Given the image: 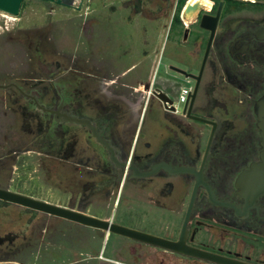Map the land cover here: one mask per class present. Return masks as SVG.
<instances>
[{"label":"flooded vegetation","instance_id":"1","mask_svg":"<svg viewBox=\"0 0 264 264\" xmlns=\"http://www.w3.org/2000/svg\"><path fill=\"white\" fill-rule=\"evenodd\" d=\"M206 1L212 3L210 9ZM46 2L51 8L58 5L75 14L77 51L58 47L45 33L44 42H26L28 48L34 44L37 56L28 58L24 75L0 74L1 80L7 79L0 81V98L18 116L0 142V188L100 217L98 206L114 210L128 183L145 186L157 179L155 223L162 222L168 230L161 227L152 233L178 240L196 175L176 172V168L201 170L203 182L220 202L210 200L204 184L197 186L185 243L246 264H264V195L247 199L236 185L239 174L261 159L255 104L264 97V1L254 0L249 15L242 17L233 13L243 8L226 14L222 9L206 62L211 76L205 86L201 79L191 110V115L217 122L202 169L212 125L182 113L183 106L177 111L166 109L153 94L155 89H164L175 105L173 94L179 86L174 76H160L152 83L149 80L144 93L143 89L129 91L127 68L115 73V62L101 53L102 47L111 45V36L96 33L95 27L114 34V18L121 13L116 11L115 0L107 4H101L104 0H98V4L95 0H74L70 6ZM122 2L121 6L127 7V0ZM177 3L160 0L158 6L162 17L168 19L172 14L169 28L173 32ZM203 3L188 24L186 38L184 28L181 31L182 44L202 45L205 40L206 46L209 31L199 27L198 19L206 11L214 13L216 6L213 0ZM120 15L127 27V10ZM95 34L101 37L100 42L94 41ZM67 35L75 37L68 31ZM124 35L127 38V32ZM201 91L204 97L198 100ZM153 98L162 107L167 135L160 137L155 149L146 142L147 151L139 153L137 147L146 135L143 127L150 119ZM238 110L244 116L239 126L230 116L237 115ZM193 124L209 128L202 153L203 130ZM156 163L163 165L148 176L138 175L133 169L145 171ZM182 203L185 207L176 216L174 212L180 211ZM100 218L123 224L114 212ZM114 235L119 234L0 198V264H112ZM159 248L164 254L156 264H217ZM139 257L144 258L140 264L153 263L145 255Z\"/></svg>","mask_w":264,"mask_h":264},{"label":"rangeland","instance_id":"2","mask_svg":"<svg viewBox=\"0 0 264 264\" xmlns=\"http://www.w3.org/2000/svg\"><path fill=\"white\" fill-rule=\"evenodd\" d=\"M95 1H97L95 4L99 3L98 0ZM104 1L105 2L101 4H107L110 0ZM247 1L253 2L252 0ZM115 4L116 11L123 13L124 9L127 10V27L126 24L120 21L121 18L119 16H121V13H116L114 18V34L112 32L108 33L106 29L99 28L98 26L95 27L96 33L104 32L106 37L108 35L111 36L109 41L111 45L108 47L104 46L105 48L102 47L100 50L101 53H103L106 58H111L115 62V73L127 68V89L129 91L143 89L144 93V85L149 80L152 83V81L159 80L160 76H166L167 78L174 76V80L178 82L179 87L177 92L173 94V98L177 99L180 87L186 83L194 85V80L179 75L169 69V66L174 65L197 73L204 53L205 40L202 45H200L199 42L190 45L188 43L182 44L180 42V31H170L169 25L172 14L168 19H166L167 17H162V13L158 7L160 5V0H127V7L121 6V4H123L122 0H115ZM184 5L186 6V4ZM185 6L183 8H185ZM242 8L243 10L234 11L233 15L238 17L246 16L249 15L250 10H252L250 4H244L243 7L239 9ZM66 10V8L58 5H53L51 8L50 3L45 0H24L18 15H11L0 11V74L4 75L9 73L10 76L24 75L25 70H28L27 65L30 62L28 58L31 57L34 59V57L37 56L34 51V44L31 45V48H28L26 42H35L36 40L44 42L45 39L43 35L45 33H47L51 41L56 43L58 47L65 48L66 46L71 51L75 52L78 46L76 45L78 39L75 35L77 21L76 18H73L75 14H73V12L70 13L72 10L68 9L67 12ZM195 11L189 14L187 18V20L189 19L188 22L193 20L197 13V9ZM196 26L197 25L194 24V28H196ZM67 31L70 35L73 34L75 37H68ZM124 32H127V38ZM94 41L100 42L101 37L95 34ZM126 48L127 52L125 50ZM156 48L160 58L156 55L157 53L153 51ZM210 76V69L208 65H206L202 78L204 86L207 80L210 79ZM3 80L7 81V79ZM3 80L0 79V81ZM203 92L201 91L199 93L197 97L198 100H202L204 97ZM132 94L138 97L140 96L139 92H136V94L132 92ZM151 102L152 109L149 114L150 119L143 127V131L146 135L139 141L137 147L139 153H145L147 151L145 147L146 142L151 144L150 149H155L156 144L161 140L160 137L167 135L165 126L163 125L165 120L163 119L162 107L156 98H153ZM176 103L178 108L181 109L183 103ZM241 113L242 112L238 110L237 115L230 114V116L235 119L237 126H239L240 122L244 121V116ZM17 120L18 116L14 114L5 99L0 98V142L4 141L5 133H10L9 124ZM249 120L254 123V116L250 115ZM193 126L196 127V129L201 127L203 130V140L200 147V152L202 153L209 128L208 125L201 124H193ZM243 128L244 126H241L242 130ZM159 184L160 182L157 179H153L152 181L149 180L146 182L145 186L139 183H128L123 188L121 195L118 196L117 193L118 198L113 205L114 210H112L111 207L106 208L100 205L96 212L100 217L114 212L121 218L119 221L124 225L142 231L156 233L161 227H164V230L167 231L168 228L165 224L162 222L155 223L157 210L154 204H156L158 198L157 188ZM186 200L187 194L185 202ZM184 207L185 204L182 203L179 206L180 211L174 212V214L180 216ZM100 242L102 248L104 240ZM111 248V252L113 253L112 258L119 259L129 264H140L141 261L143 262L144 258L139 257L140 255H145L147 261H153V263L150 264H156L154 262L157 261L158 257L164 254L159 247L150 246L119 235L113 236Z\"/></svg>","mask_w":264,"mask_h":264},{"label":"water","instance_id":"3","mask_svg":"<svg viewBox=\"0 0 264 264\" xmlns=\"http://www.w3.org/2000/svg\"><path fill=\"white\" fill-rule=\"evenodd\" d=\"M23 1L24 0H0V11L11 14V15H18ZM45 1L55 2L57 4L70 6L73 4L74 0H45ZM223 5H224V0H219L214 13H210L206 11L202 13L198 19L199 27L204 30L209 31V36L206 42V46L204 49L202 61H201L198 72L193 73V72H189L183 68H180L174 65L169 66V69L175 70L181 73L182 75H184L185 77L195 80V85L193 87V90L190 92L186 102H184L182 113L186 112L187 115L192 116L193 119H196V120L212 125V129L209 135V140L204 149L203 162H202L200 169H202L205 158L207 154L209 153L211 140L213 138V134H214L217 122L215 120L207 119L204 117L191 115V110L193 108V105H194V102H195V99H196V96L199 90V85L202 79V75H203V72L206 66V62H207L208 56L210 54V51H211V48L214 42V38L216 35V30H217L218 23L220 20ZM196 9H197L196 15H198V13L202 9L201 7L197 8L196 6H194V7L185 9V10L183 8V11L181 13V19L182 20L187 19L189 14L195 11ZM184 22H186V20ZM189 23L190 21L186 22L187 25H185L184 27V31H183L184 38H186L188 35V32H189L188 24ZM153 94L158 100L162 102L163 106L166 109L171 110V111L175 110V105L173 103L174 101L170 98L169 94L164 89H155L153 91ZM255 113L257 115V125L260 129V136H261V141H260L261 159L257 162L251 163L250 167L244 169L239 174L236 180V185L241 189V193L247 199H251V200H254L259 195H264V97L258 100L257 103L255 104ZM162 165L163 164L161 163H156L152 166L151 169L140 171V172L136 167H133V169L136 171L138 175L148 176L156 172V170ZM183 171H188V172L195 174L196 183H195V186H194V189L191 195V199H190L187 211H186L182 233L178 240L167 239L165 237H162V236H159L153 233H149L146 231L128 227L123 224L111 222L107 219L92 216V215L86 214L81 211H76V210L60 207V206H57L51 203H47L45 201H40V200L31 198L29 196L21 195V194H18V193L9 191V190H5L2 188H0V198L4 200H9V201L20 202V203L44 210V211L51 212L53 214H56L62 217H66V218L78 221L86 225H91L94 227L105 229L115 234L126 236L128 238L149 244L151 246L161 247L167 250L180 252L188 256H193L196 258L209 260L217 264H221V263L246 264L240 261L225 258L224 256H221L219 254H216V253H213L207 250H203V249H200L194 246L187 245L185 243L184 236L186 232V223L188 221L189 214L192 208V204L195 198L197 186L199 184H204L209 193L210 200L214 202H220V201L215 198L211 188L205 182H203L201 178V170L197 171L194 168H189V167L176 168V172H183ZM238 211L239 210L236 208V212Z\"/></svg>","mask_w":264,"mask_h":264},{"label":"trees","instance_id":"4","mask_svg":"<svg viewBox=\"0 0 264 264\" xmlns=\"http://www.w3.org/2000/svg\"><path fill=\"white\" fill-rule=\"evenodd\" d=\"M188 0H178V3L176 5V9H175V14H174V20H173V30L174 31H181L183 30L184 28V24L182 22V19L180 18V12H181V9L183 7L184 4H186V2ZM214 1V8L215 6H217L218 4V0H213ZM246 5V4H252V2L250 1H245V0H226V3H225V6L223 8V11L222 14H226L230 11H233L235 9H239L241 7H243V5Z\"/></svg>","mask_w":264,"mask_h":264},{"label":"built area","instance_id":"5","mask_svg":"<svg viewBox=\"0 0 264 264\" xmlns=\"http://www.w3.org/2000/svg\"><path fill=\"white\" fill-rule=\"evenodd\" d=\"M252 1H254V0H252ZM211 7H212V3L210 2V5H209V7H207V9H210ZM184 25H187L186 22H184ZM191 91H192V85L191 84H189V83L183 84L180 87L179 95L176 99V102L184 103ZM176 102H175V111L179 110ZM111 261L113 264H127L126 262L121 261L119 259H111Z\"/></svg>","mask_w":264,"mask_h":264},{"label":"bare ground","instance_id":"6","mask_svg":"<svg viewBox=\"0 0 264 264\" xmlns=\"http://www.w3.org/2000/svg\"><path fill=\"white\" fill-rule=\"evenodd\" d=\"M206 3L208 4V6L210 5V3L208 1H206ZM203 0H189L187 3H186V6L184 8L185 9H188L190 7H194L196 6L197 8H200L202 5H203ZM196 12V11H195ZM195 14V13H194ZM193 17V16H192ZM186 18V17H185ZM189 20V19H188Z\"/></svg>","mask_w":264,"mask_h":264},{"label":"crops","instance_id":"7","mask_svg":"<svg viewBox=\"0 0 264 264\" xmlns=\"http://www.w3.org/2000/svg\"><path fill=\"white\" fill-rule=\"evenodd\" d=\"M187 18H188V17H187ZM184 21H185V20L183 19V23H184ZM155 50H157V48H156ZM154 53H155V51H154ZM156 55L159 56L158 53H157ZM159 58H160V56H159ZM158 61H159V59H158ZM167 72H168V71H167ZM163 77H164V78H167L166 76H163ZM164 80H166V79H164Z\"/></svg>","mask_w":264,"mask_h":264}]
</instances>
